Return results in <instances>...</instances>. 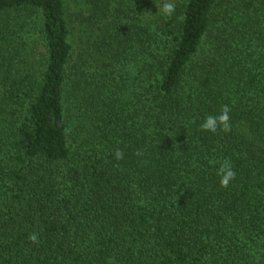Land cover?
Segmentation results:
<instances>
[{
    "label": "trees",
    "instance_id": "16d2710c",
    "mask_svg": "<svg viewBox=\"0 0 264 264\" xmlns=\"http://www.w3.org/2000/svg\"><path fill=\"white\" fill-rule=\"evenodd\" d=\"M164 2L0 0V264H264V0Z\"/></svg>",
    "mask_w": 264,
    "mask_h": 264
},
{
    "label": "clouds",
    "instance_id": "9594fccd",
    "mask_svg": "<svg viewBox=\"0 0 264 264\" xmlns=\"http://www.w3.org/2000/svg\"><path fill=\"white\" fill-rule=\"evenodd\" d=\"M159 13L164 17H171L176 11V4L173 0H165V2L159 7ZM230 112L231 108L228 105H223L219 115H208L205 117L204 121L200 125L201 131L210 132V133H217L223 132L225 134L231 131V124H230ZM137 156L142 155V151L137 150L135 153ZM114 159L116 161H120L124 159V152L120 149H116L114 153ZM217 175L219 176V184L222 188H227L230 183L236 178V173L233 169V166L229 160H224L218 171ZM29 240L33 244L39 243V234L38 233H31L29 235Z\"/></svg>",
    "mask_w": 264,
    "mask_h": 264
}]
</instances>
